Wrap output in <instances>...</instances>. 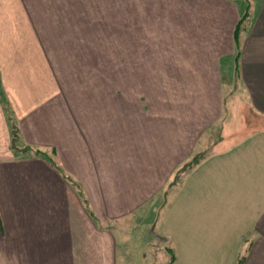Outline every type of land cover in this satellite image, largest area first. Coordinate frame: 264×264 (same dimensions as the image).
<instances>
[{
  "label": "crops",
  "instance_id": "obj_1",
  "mask_svg": "<svg viewBox=\"0 0 264 264\" xmlns=\"http://www.w3.org/2000/svg\"><path fill=\"white\" fill-rule=\"evenodd\" d=\"M121 1L0 0V264H117L112 227L162 190L151 233L172 243L174 264H236L249 239L244 264H264V0H167L148 24L180 39L161 93L158 80L140 94L137 79L123 93L128 80L100 77L75 107L50 36L102 32L122 20ZM248 12L225 95L222 57L236 55ZM238 104L260 128L229 143Z\"/></svg>",
  "mask_w": 264,
  "mask_h": 264
},
{
  "label": "rangeland",
  "instance_id": "obj_2",
  "mask_svg": "<svg viewBox=\"0 0 264 264\" xmlns=\"http://www.w3.org/2000/svg\"><path fill=\"white\" fill-rule=\"evenodd\" d=\"M121 2L124 11L120 16L122 20L106 22L105 30L102 32L54 33L50 36L51 41L53 43L56 41L60 49L59 66L64 69L68 78L74 80V86L71 88L74 87L76 90L75 107L81 108L83 104L81 92L79 93L82 88L79 91L77 89L84 85V82L89 84L95 80L93 84H97V79L100 77L108 80L117 78L123 83L128 80V85L122 87L123 93L129 92L130 79H137L139 83L134 85V88H138L140 94L148 88L144 83L149 84L148 81L158 80L160 84L156 82L151 89L153 88L152 93H161L158 87L162 86L166 79V71L163 70L164 54L170 52L169 48L173 49L172 52L177 51L180 39L178 33H153V22L151 28L148 24L154 17L155 25H159L160 22H156L157 14L160 15L162 8H170L172 4L167 0H122ZM187 22L184 20L180 24L185 27ZM166 25L172 29L178 27V23L171 22V19ZM207 34L198 33L199 39ZM222 59L223 89L227 95L228 88L234 84V81L236 84L238 82L235 72L236 55L232 53L223 56ZM166 88L169 91L172 85L167 83ZM158 104L159 100L155 97V105ZM241 107L242 104H238L237 109L242 118L236 119L233 124L234 127H240V132L227 139L229 143L232 138L234 142L235 138L246 136L260 128L261 117L247 107L243 110ZM38 151L48 158L51 157L49 150ZM197 155L196 151L188 160L189 166L193 164ZM164 200L165 190H162L140 210V217L133 214L112 227L111 230L118 238L117 264L171 263L172 243L159 242L153 232L151 233Z\"/></svg>",
  "mask_w": 264,
  "mask_h": 264
},
{
  "label": "trees",
  "instance_id": "obj_3",
  "mask_svg": "<svg viewBox=\"0 0 264 264\" xmlns=\"http://www.w3.org/2000/svg\"><path fill=\"white\" fill-rule=\"evenodd\" d=\"M252 25V17L250 16L249 12L246 13L237 23L235 26V30H234V42H235V50H236V75L239 72L240 69V65H239V59H240V55H241V34L244 31L249 30V28ZM202 155L197 156L194 159V162L192 163H197L198 160L200 159ZM253 239H249L248 243L244 246V250L242 251V253L240 254L237 264H244L246 257H247V252L249 250V245L252 244ZM173 250V249H172ZM176 261V254L173 251L172 254V261L170 264H174Z\"/></svg>",
  "mask_w": 264,
  "mask_h": 264
},
{
  "label": "water",
  "instance_id": "obj_4",
  "mask_svg": "<svg viewBox=\"0 0 264 264\" xmlns=\"http://www.w3.org/2000/svg\"><path fill=\"white\" fill-rule=\"evenodd\" d=\"M153 235H154V237L156 239H158L159 242H161V241H164V242L167 241V238L166 237H164V236H162V235H160L158 233H153Z\"/></svg>",
  "mask_w": 264,
  "mask_h": 264
}]
</instances>
